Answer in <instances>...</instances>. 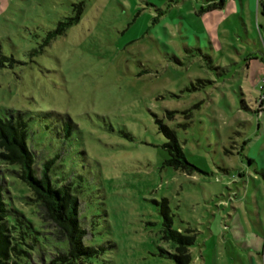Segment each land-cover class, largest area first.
I'll return each instance as SVG.
<instances>
[{
	"label": "rangeland",
	"instance_id": "obj_1",
	"mask_svg": "<svg viewBox=\"0 0 264 264\" xmlns=\"http://www.w3.org/2000/svg\"><path fill=\"white\" fill-rule=\"evenodd\" d=\"M213 1L0 0V116L23 112L35 166L52 160L77 197L85 242L104 246L93 264H177L169 230L195 236L189 264H264V175L247 159L264 166V14ZM163 128L190 173L165 163ZM5 175V197L24 196ZM45 229L28 264L65 246Z\"/></svg>",
	"mask_w": 264,
	"mask_h": 264
},
{
	"label": "trees",
	"instance_id": "obj_2",
	"mask_svg": "<svg viewBox=\"0 0 264 264\" xmlns=\"http://www.w3.org/2000/svg\"><path fill=\"white\" fill-rule=\"evenodd\" d=\"M258 2L264 14V0ZM222 3L223 0L210 2L205 9L219 8ZM68 23L71 20L58 22L56 29L48 32V38L61 33ZM13 62L12 57L0 52V67L12 66ZM6 112L8 116H0V264H28L32 261L39 236L49 232L45 228H50V233L64 241L65 246H58L44 264H93L92 259L102 253L104 246L85 242L88 231L78 216L77 197L68 185L56 184L51 179L49 165L52 160L43 162L41 167L35 166L34 153L27 145L29 127L23 112ZM163 130L168 139L163 144L168 152L165 163L190 173L194 166L186 160L174 132ZM5 172L15 175L27 190L18 200L3 194L7 184ZM15 200L27 206L29 212L19 209ZM169 237L174 251L168 255L177 264H189V248L195 236L169 230Z\"/></svg>",
	"mask_w": 264,
	"mask_h": 264
},
{
	"label": "crops",
	"instance_id": "obj_3",
	"mask_svg": "<svg viewBox=\"0 0 264 264\" xmlns=\"http://www.w3.org/2000/svg\"><path fill=\"white\" fill-rule=\"evenodd\" d=\"M261 148L264 149V146H262ZM242 150H243V147H242ZM247 159H248V161H249L250 164L251 163H254L257 166L259 165V167L261 169V173L264 175L263 157L261 159V161H262V164L261 165H260V161L256 157H249V156H247Z\"/></svg>",
	"mask_w": 264,
	"mask_h": 264
},
{
	"label": "built area",
	"instance_id": "obj_4",
	"mask_svg": "<svg viewBox=\"0 0 264 264\" xmlns=\"http://www.w3.org/2000/svg\"><path fill=\"white\" fill-rule=\"evenodd\" d=\"M258 1H259V0H258ZM261 82L264 83V78L261 79ZM259 102H261V104H263V108H262V110H264V97H260V98H259Z\"/></svg>",
	"mask_w": 264,
	"mask_h": 264
}]
</instances>
